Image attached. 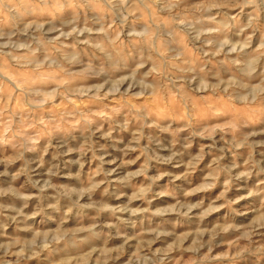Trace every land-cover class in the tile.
I'll use <instances>...</instances> for the list:
<instances>
[{
    "label": "rangeland",
    "instance_id": "obj_1",
    "mask_svg": "<svg viewBox=\"0 0 264 264\" xmlns=\"http://www.w3.org/2000/svg\"><path fill=\"white\" fill-rule=\"evenodd\" d=\"M0 264H264V0H0Z\"/></svg>",
    "mask_w": 264,
    "mask_h": 264
}]
</instances>
